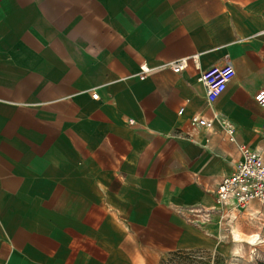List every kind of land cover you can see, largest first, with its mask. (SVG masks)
<instances>
[{
    "label": "crops",
    "instance_id": "crops-1",
    "mask_svg": "<svg viewBox=\"0 0 264 264\" xmlns=\"http://www.w3.org/2000/svg\"><path fill=\"white\" fill-rule=\"evenodd\" d=\"M263 86L264 0H0V264L255 259L264 222L227 228L214 199L264 150Z\"/></svg>",
    "mask_w": 264,
    "mask_h": 264
},
{
    "label": "built area",
    "instance_id": "built-area-1",
    "mask_svg": "<svg viewBox=\"0 0 264 264\" xmlns=\"http://www.w3.org/2000/svg\"><path fill=\"white\" fill-rule=\"evenodd\" d=\"M187 64L188 59H181L166 64L162 68L178 74L187 68ZM234 76L235 71L230 64L210 67L200 75L199 82L205 88L206 100L209 105L213 104L226 91ZM92 98L99 100L95 92L92 94ZM254 100L264 109V86L255 95ZM178 115H182V110L178 112ZM194 122L198 126L207 128L212 124V120L202 115L196 116ZM224 128L228 140L233 142V126L225 123ZM240 150L242 160L231 175L221 180L214 199L218 221L227 228L236 224L241 214L248 213L250 220H256L260 214L256 212L257 210L253 211L255 204L264 212V150H252L245 146L240 147ZM229 232L233 234V230H229ZM257 241H259L258 238L253 240L250 251V254L255 257L256 263L260 261L259 258H263V256L257 255L255 247Z\"/></svg>",
    "mask_w": 264,
    "mask_h": 264
},
{
    "label": "rangeland",
    "instance_id": "rangeland-1",
    "mask_svg": "<svg viewBox=\"0 0 264 264\" xmlns=\"http://www.w3.org/2000/svg\"><path fill=\"white\" fill-rule=\"evenodd\" d=\"M257 220L261 221V222H264V218L261 217V214L258 216ZM259 229L262 230L261 231L262 233H260V237L263 236V241H262V239H259V241L256 242V246H257V248H259V247L261 248L262 247L264 249V227H261ZM253 233H256V231H254ZM242 244H244V243H242ZM233 256L234 255L232 253H229V255H227L225 257H221V258L219 257V258L215 259L213 264H247V261L250 262L251 264H264V259L259 258L260 263H256L255 259L249 258L247 254H245V258L243 260L234 258ZM179 260H180V262L176 263V264H190L188 262L187 258L180 257Z\"/></svg>",
    "mask_w": 264,
    "mask_h": 264
},
{
    "label": "bare ground",
    "instance_id": "bare-ground-1",
    "mask_svg": "<svg viewBox=\"0 0 264 264\" xmlns=\"http://www.w3.org/2000/svg\"><path fill=\"white\" fill-rule=\"evenodd\" d=\"M240 237H241V239H242L243 241H246V242H248V241L250 240L249 236L244 235V234L240 235ZM254 237H255V236L251 237L252 242H253V238H254ZM251 240H250V241H251ZM235 258L243 260V259L245 258V254H244V253H238V254L235 256Z\"/></svg>",
    "mask_w": 264,
    "mask_h": 264
},
{
    "label": "trees",
    "instance_id": "trees-1",
    "mask_svg": "<svg viewBox=\"0 0 264 264\" xmlns=\"http://www.w3.org/2000/svg\"><path fill=\"white\" fill-rule=\"evenodd\" d=\"M258 263H260V261Z\"/></svg>",
    "mask_w": 264,
    "mask_h": 264
}]
</instances>
